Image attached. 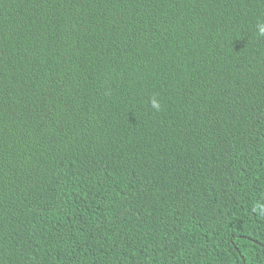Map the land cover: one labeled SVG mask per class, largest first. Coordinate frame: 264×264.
I'll return each instance as SVG.
<instances>
[{
    "label": "trees",
    "instance_id": "obj_1",
    "mask_svg": "<svg viewBox=\"0 0 264 264\" xmlns=\"http://www.w3.org/2000/svg\"><path fill=\"white\" fill-rule=\"evenodd\" d=\"M259 23L264 0H0V264H264Z\"/></svg>",
    "mask_w": 264,
    "mask_h": 264
},
{
    "label": "clouds",
    "instance_id": "obj_2",
    "mask_svg": "<svg viewBox=\"0 0 264 264\" xmlns=\"http://www.w3.org/2000/svg\"><path fill=\"white\" fill-rule=\"evenodd\" d=\"M257 33L259 36H264V23L257 24ZM151 105L154 109L159 110L160 109V103L157 99L153 98L151 100Z\"/></svg>",
    "mask_w": 264,
    "mask_h": 264
}]
</instances>
